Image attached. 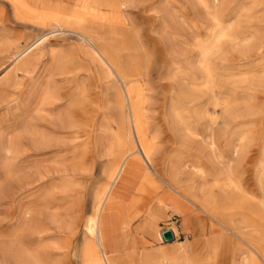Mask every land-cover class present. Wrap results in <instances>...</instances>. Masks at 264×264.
Returning a JSON list of instances; mask_svg holds the SVG:
<instances>
[{"label":"rangeland","instance_id":"374dc122","mask_svg":"<svg viewBox=\"0 0 264 264\" xmlns=\"http://www.w3.org/2000/svg\"><path fill=\"white\" fill-rule=\"evenodd\" d=\"M101 1L122 8L118 14L122 20L116 19V25L132 32L134 43L140 46L143 58H147L142 60L139 81L147 97L146 132L154 145L155 169L150 171L164 188L173 191L170 202L162 203L157 199L160 192L138 191L141 200L137 201L139 195L127 190L123 203L132 212L130 228L135 229L144 218L151 221L162 218L177 227L173 219L176 216L192 229L191 234L198 230L213 231L202 236L207 252L213 249L209 243L212 237L221 236L222 248L205 258L209 264H242L248 245L200 201L208 190H219L214 185L215 176L225 165L238 160L246 145L249 172L245 174L241 192L257 200L264 196V177L259 179L257 169L264 142V0L256 11L246 7L253 0H229L230 5L218 11L209 0L205 4L199 0ZM1 7L6 8L7 19L0 11V145L11 147L12 151L0 148V264H80L75 252L87 228L94 194L101 190L108 193L115 186L102 173L103 168L113 158L122 159L126 165L130 138L134 139V135L129 122L122 121L111 105L95 110L90 102L82 106L92 113L89 125H79L75 135L65 130L54 131L51 123L69 108L73 95L81 93L93 98L101 90L110 98L111 80L103 78V70L86 52L77 33L62 31L55 24L19 22L11 17V9L3 0ZM45 37L37 46L41 61L36 70L29 73L20 70V61H14L18 50ZM110 39L109 35L107 40ZM253 40L259 42L254 53L241 55L238 45ZM205 47L211 48L209 60L216 68L215 84L209 86L199 78L200 50ZM60 53L70 59L69 65L76 70L72 80L56 67L53 58ZM187 72L197 77L184 76ZM176 80L186 82L196 97L202 94L199 121L188 110H178L194 130L191 149L180 146L167 122L173 101L171 88ZM82 84L85 91L79 92ZM215 99L232 102L237 116L228 118L220 105L216 108V121H212L209 112L214 109ZM82 109L77 111L79 122L84 121ZM99 116L109 119L97 122ZM101 135L113 145V156L104 152L98 141ZM214 136L219 149L216 157L209 146ZM47 138L52 139V146L46 145ZM199 145L203 146L202 152ZM177 156L187 162L186 172L191 173L187 176L193 181L197 196L191 202L175 194L165 182L169 175L164 167ZM194 170L199 174L193 173ZM174 197L180 198L181 207L190 214L188 220L175 213L171 204ZM194 213L201 226L193 224ZM136 219L138 222L134 223ZM72 224L77 226L75 233L71 232ZM198 237L196 233L195 239ZM195 239L190 240L191 246ZM185 243L181 242L184 252ZM137 246L135 242L131 253L124 254L125 264H134ZM138 255L143 264L146 257L151 262L158 260L147 251ZM184 256L187 264H196L201 258L194 251Z\"/></svg>","mask_w":264,"mask_h":264},{"label":"bare ground","instance_id":"6f19581e","mask_svg":"<svg viewBox=\"0 0 264 264\" xmlns=\"http://www.w3.org/2000/svg\"><path fill=\"white\" fill-rule=\"evenodd\" d=\"M3 1L11 9V17L19 22H31L34 25L55 24L62 31L77 33L86 48V52L93 57L101 70H103V78L106 77L111 80L109 86L110 98L104 96L101 90H97L93 98L84 97L81 93L75 94L71 98L69 108L61 114L58 112L59 115L56 122L51 124L54 131L65 130L75 135V128L79 125H89L92 120V113L89 110L82 109L86 102L94 104L95 110L99 107L103 110L111 105L112 109L117 110L122 121L129 122L134 139L130 138L128 161L124 166L122 159L113 158L109 161L108 166L103 168L102 173L107 177L111 185L115 186L108 193H103V190L95 192L93 202L90 204L87 228L83 230L75 252L80 264H125V255L122 252L128 247L133 248L135 240L129 237L130 231L126 232L124 230V218L120 219V221L115 220L112 207L124 199L127 190H133L134 195H139L136 198L137 201L141 200L138 191L160 192L157 199L162 203L170 202V196L173 195V191L164 188L162 183L150 171L155 169L152 160L154 145L146 132L148 115L145 104L147 97L145 88L139 81L142 60L146 61L147 58H143L139 50L140 46L134 43L132 32L121 25H116V19L122 20V16L118 15L122 8L117 4L108 6L101 0ZM209 1L218 11L219 8L230 5L229 2L231 0ZM199 2L205 4L206 0H199ZM262 3V0H253L251 5L246 7L248 10L256 11ZM0 11H2L6 20V8L1 7ZM109 35L111 41L107 40ZM45 39L46 37L34 43H28L25 47L18 50L14 61H20L18 65L20 70L28 73L36 70L41 61L40 47L37 46ZM255 41L238 45L240 54L251 55L254 53V49L259 44L257 40ZM210 51L211 48L209 47L201 48L200 50L202 75H199V78L204 79L203 83L206 86L215 84L216 68L211 65L209 60L208 53ZM53 60L57 65L56 67L61 70V74H67L70 80L74 79L73 75L76 70L69 65V58L60 53L54 55ZM184 76H192L194 78L196 75H191V73L187 72ZM192 84L194 83L192 82ZM80 89L81 91L79 90V92L85 91V86L82 84ZM171 91L173 101L170 111L166 115L167 122L176 133L181 147L194 148L192 144V141L194 142L192 140L194 130L188 125L187 118L182 115V111L178 110H188L191 113L190 116L196 117L199 121L201 119V108L199 106L201 105L202 94L200 93L196 97L195 93L190 92L186 87V82L180 80L174 82ZM231 103L230 101L215 99L213 102L214 109L209 112L211 120L216 121V108L220 105L224 106L228 118H235L237 115L234 113ZM80 108L83 112L81 115V118L83 117L82 119H84L83 122H79L80 114L77 113ZM213 132H215L214 129ZM46 141L47 146H52L51 138H47ZM98 141L102 144L104 152H108L110 156L114 155L112 152L113 145L110 141L102 135L99 136ZM1 146L3 151H12L11 147L0 145V148ZM209 146L213 152L212 156H219L218 139L215 136L209 140ZM202 147L201 145L198 147L200 152L203 151ZM247 152L248 145L243 146L239 159H234L221 168V173L215 176L214 180V185L219 190H208L200 202L210 213L215 215L214 217L227 222L230 229L237 233L248 245V250L244 252L242 264H263L261 259L264 260V196L261 200H257L252 195L241 192L245 174L249 172V167L246 166L248 165ZM259 162L261 165L257 166V169L258 177L261 180L264 177V142L261 146ZM186 164L187 162H184L181 156L169 160V163L164 167L169 175V179L165 182L175 190V194L179 197L192 201L196 200L197 196L192 186L193 181L187 176V174L191 173H189L190 171L186 172ZM144 166H147V168ZM196 168V166H193V169ZM193 173L199 174L196 170ZM179 197H174V201H171L172 207L175 213L184 217V220H188L190 214L187 215L181 207ZM126 211L132 218V212L128 204H126ZM169 227L178 235L179 231L175 225H169ZM70 229L72 233H75L77 226L72 224ZM159 233L160 230H157L154 235L158 237ZM220 240L221 236L215 235L209 242L210 247L214 249V253H216ZM182 250L184 251V249ZM175 259H177L176 255ZM184 260L185 262L187 261L185 256ZM144 262L146 264H159L158 260L151 262L147 257Z\"/></svg>","mask_w":264,"mask_h":264},{"label":"crops","instance_id":"0c3cea01","mask_svg":"<svg viewBox=\"0 0 264 264\" xmlns=\"http://www.w3.org/2000/svg\"><path fill=\"white\" fill-rule=\"evenodd\" d=\"M94 77L97 79V76H94ZM107 119H109V117L106 118L104 116L103 117L99 116L97 122H100V121L106 122ZM187 201L191 202V200H187ZM112 212L114 214L113 217L115 218V220L120 221V219L124 218L123 219L125 223L124 230H126V232L130 231L129 237L133 238L138 245L136 248L137 253L135 255L134 264H143L139 261L138 252L139 254L144 255L145 251H147L148 254H150L151 256L156 257L159 260V264H187L184 260V255L188 257L190 256L192 251L198 253L199 256H201L200 260L196 262V264H209V259H205V258L212 253L215 254L213 252V249L207 252V249L204 246V239H203L204 237H202V236H205V235L207 236L208 234H211L213 231H210L209 233H207L204 230L203 231L198 230L196 232L194 231L193 234H191L192 229L186 227L182 223L181 218H179L180 221L176 222V225L179 230L178 235L175 234V238L173 240L167 241L163 238L162 231L163 229L169 226L167 223L169 220H165L162 218H154L151 221L149 219L144 218L143 220L138 222V219H136L134 220V223L136 222L138 223L136 224L135 229L133 228L131 229L130 222L132 218L126 211V204L123 203V199L120 200L118 204L112 207ZM194 220L195 221L193 222V224H196V223H198L197 225L200 224L198 215L195 214ZM157 230H160L158 237L154 235ZM214 231L220 232V230H216V229ZM196 233H198V236H199L198 239H195ZM194 239L195 241L193 245L191 246L190 240H194ZM181 242H186L185 244H186L187 249L185 252L182 250L183 245L181 244ZM231 243H232V248H233L232 238H231ZM200 248L203 250H200ZM220 248H222V244L217 247L216 251L218 252ZM129 250H132V249L128 247L127 249H124L122 253L126 254L127 256V254L131 253ZM175 255L177 256V259H175ZM194 259L196 260L197 258L194 256Z\"/></svg>","mask_w":264,"mask_h":264},{"label":"water","instance_id":"95a60500","mask_svg":"<svg viewBox=\"0 0 264 264\" xmlns=\"http://www.w3.org/2000/svg\"><path fill=\"white\" fill-rule=\"evenodd\" d=\"M163 238L167 241L175 238V233L171 227H167L162 231Z\"/></svg>","mask_w":264,"mask_h":264},{"label":"built area","instance_id":"2783aa9c","mask_svg":"<svg viewBox=\"0 0 264 264\" xmlns=\"http://www.w3.org/2000/svg\"><path fill=\"white\" fill-rule=\"evenodd\" d=\"M173 219H174V221H176V222L178 221V218H177L176 216H174ZM168 227H169V226H168ZM166 228H167V227H166ZM173 231H174V230H173ZM174 233H175V232H174Z\"/></svg>","mask_w":264,"mask_h":264}]
</instances>
